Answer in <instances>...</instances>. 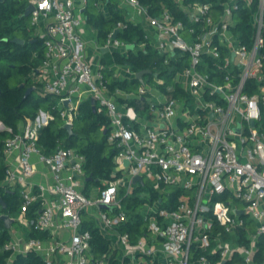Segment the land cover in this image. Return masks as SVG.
<instances>
[{"label": "built area", "instance_id": "1", "mask_svg": "<svg viewBox=\"0 0 264 264\" xmlns=\"http://www.w3.org/2000/svg\"><path fill=\"white\" fill-rule=\"evenodd\" d=\"M23 1L33 7L30 22L43 42L32 82L56 101L15 129L0 123L7 134L0 185L19 193L16 221L47 234L27 238L11 228L6 264L29 252L42 264H254L264 239V0H175L182 18L165 8L152 14L141 0H115L124 21L103 44L90 35L92 51L90 0ZM92 5L110 18L108 0ZM244 8L252 29L248 43L237 30ZM128 23L144 29L163 65L180 66L168 84L153 77L164 90L147 86L145 75L134 93L108 88L111 81L135 79L129 66L113 62L114 54L127 55L129 44L111 36ZM103 48L111 58L108 71L100 61ZM120 97L145 100L147 115L140 117ZM91 98L95 112L108 118L107 142L117 148L112 179L94 191L86 187L85 158L77 148L46 155L37 145L40 130L56 118L73 128L80 104ZM165 187L176 190L174 203ZM123 199L147 207L142 213L135 207L131 218ZM84 215L109 243L99 257L82 227ZM135 216L145 230L132 239L123 228Z\"/></svg>", "mask_w": 264, "mask_h": 264}, {"label": "trees", "instance_id": "2", "mask_svg": "<svg viewBox=\"0 0 264 264\" xmlns=\"http://www.w3.org/2000/svg\"><path fill=\"white\" fill-rule=\"evenodd\" d=\"M93 1V0H90ZM186 3H210L220 4L225 0H183ZM141 2L150 10V13L155 14L163 8L172 11L177 18H182L183 15L178 11V6L175 0H141ZM26 8V3L23 0H5L0 4V123L4 127L16 128L18 122L24 117H34L38 104L34 105L35 111L24 112V105L32 102V93L39 89L34 87L32 82V73L37 69L41 59V52H35V46L40 42L36 37H18L16 32L20 30V24L24 23L25 17L23 12ZM108 8L110 18H106L103 14H89L87 11V22L97 30V41L104 43L108 34L113 29L116 22L124 21L122 11L116 8L112 0H108ZM237 15L240 18L238 31L243 35L244 43L249 42L252 29L249 24L250 12L244 8L239 10ZM20 38L24 40L22 46L13 43L12 39ZM117 38L129 45L135 44L132 50L128 49L127 55L122 57L114 54L113 59L115 64L127 65L133 72L140 70H150L151 74L145 75L147 82L152 83L153 87H158L164 90L162 85L157 84L153 77L162 79L166 84L171 82L173 73L180 69L176 65H163L162 57L154 50L145 39V31L139 25L127 24L124 29L118 33ZM31 42V43H30ZM146 43L143 50L137 49L140 43ZM16 71L20 77L14 87L9 85V79L12 71ZM139 82L137 80H114L109 82L108 88L113 92L115 89L125 93L136 92ZM28 88H33L32 93L24 99L25 92ZM40 90V89H39ZM44 98L48 96L44 95ZM121 103L128 107L146 109V101L137 100L134 98H119ZM52 102L49 110L54 105ZM47 109V110H48ZM75 123L78 124L77 128ZM109 121L105 114L93 113L90 100H85L79 106L78 114L73 123V134L69 135L63 129L58 118L51 122L47 127L40 130L37 145L43 154L49 155L57 148H77L78 152L84 156L85 163L83 169L87 178L91 180L86 183L89 187H102L104 181L112 179L113 172V157L117 152V148L107 142ZM105 131V133H104ZM7 138L4 131H0V183L4 179L6 166L4 164L3 143ZM86 141L80 145L79 141ZM0 264H6L8 258L12 255L11 251H5L4 246L10 240V229H6L2 215H7L12 219L18 215L20 208V197L17 190H10L0 185ZM132 200V201H131ZM126 200L124 205L127 213L132 218L134 208L138 203L136 200ZM29 217L33 215L29 214ZM17 223V222H16ZM84 229H88L91 235L90 245L94 255L99 257L109 250V243L100 234L98 228L89 220H84ZM145 228L143 222L135 216V219L130 224H127L123 231H128L132 239L135 234H143ZM46 232H36L35 230L27 231V238H45ZM241 243V242H240ZM257 252L254 255V264H259L264 255V239L260 238L257 244ZM239 259L227 262L226 264H240ZM12 264H42L41 259L32 252L26 255L17 254Z\"/></svg>", "mask_w": 264, "mask_h": 264}, {"label": "rangeland", "instance_id": "3", "mask_svg": "<svg viewBox=\"0 0 264 264\" xmlns=\"http://www.w3.org/2000/svg\"><path fill=\"white\" fill-rule=\"evenodd\" d=\"M26 6H27V3H26ZM88 13L89 14H92V15H97V10L93 7L92 1L89 2ZM19 26H20V30L18 32H16V35L18 37H22L23 36L25 38L26 37H28V38H34L38 34V28L33 27L31 25V22H30V18L29 17L25 18L24 23L20 24ZM90 37L91 36L89 35L88 39L91 42V38ZM38 40H40V42L38 44H36L34 50H35L36 53L41 52V58H42V56H43V42H42L41 39H38ZM93 48H94L93 47V43L91 42V44L88 45V49H89V51H92ZM40 62H41V59H40ZM117 70L118 69H114V71H117ZM11 71H12V75H11V77L9 79V85L11 87H14L20 77L17 75L16 71H14V70H11ZM145 80H147V79L145 78ZM149 83L150 82H147L146 85L147 86L148 85L149 86H152V83H150V84ZM31 99H32L31 100L32 102L24 105V107L22 108V111H24V112H32V111H35L34 105L37 103L39 105L38 106L39 108L36 110L37 111L36 114H37L39 110L46 111L49 108V106L51 105V103L56 101V99L53 98V97H51V96H48V98H44V95L42 94V92L39 89H36L32 93ZM77 127H78V124L75 123V127L74 128H77ZM85 142L86 141H84V140L83 141L80 140L78 143L80 145H83ZM86 187H87V189H90L91 188L88 185ZM92 189H94V188H91L90 190H92ZM144 189H145V191H147L148 190L147 189V186ZM168 193L171 194V196H172V202L174 203V201H176V195H177L176 190L174 188H172V187H165L164 188V194H168ZM239 206L241 207L240 204H239ZM146 207L147 206H144V205H141L140 204L137 207V211H139V212L142 213V212H144V210H145ZM83 219L84 220H88L89 217L87 215H84L83 216ZM246 219H247V217H246ZM12 228L15 229V230H17L18 232H21L22 231L21 230V226L18 225V223H16V222L12 223Z\"/></svg>", "mask_w": 264, "mask_h": 264}, {"label": "water", "instance_id": "4", "mask_svg": "<svg viewBox=\"0 0 264 264\" xmlns=\"http://www.w3.org/2000/svg\"><path fill=\"white\" fill-rule=\"evenodd\" d=\"M5 0H0V4L4 3ZM33 7L31 5H27L24 12H23V17L27 18L29 17V14L30 12L32 11ZM113 39H116L117 37V31H114L112 36H111ZM12 42L13 43H16L20 46H22L24 44V40L20 39V38H14L12 39ZM31 43V42H30ZM135 47V44H131V45H128L127 46V49L129 50H132L133 48ZM106 49L103 48L102 49V52H105ZM151 74V71L146 69V70H140L138 72L135 73V79L140 83L142 84L143 83V76L144 75H149ZM33 91V88H28L25 92V95H24V99H26ZM90 103H91V106H92V112L95 113V100L93 98L90 99ZM63 129L66 130V132L69 134V135H72L73 134V128H72V125L70 124H66L63 126ZM105 133V131H104ZM127 165V162L125 163ZM91 179L90 178H87L86 181H90ZM134 181H139V182H142L141 178L140 177H137L134 179ZM1 199H0V203H1ZM99 208L100 209H104V210H109L111 211L112 208L108 205H105V204H100L99 205ZM240 214H242V212H239ZM1 220L3 221L4 223V226L6 229H9L10 228V225L12 223H14V220L12 218H10L9 216L7 215H2L1 216ZM222 264H225V262H222Z\"/></svg>", "mask_w": 264, "mask_h": 264}, {"label": "crops", "instance_id": "5", "mask_svg": "<svg viewBox=\"0 0 264 264\" xmlns=\"http://www.w3.org/2000/svg\"><path fill=\"white\" fill-rule=\"evenodd\" d=\"M114 3H115V0H112ZM89 24V23H88ZM89 26H91L90 24H89ZM91 28L93 29V31H91V32H87V34H88V36L89 35H92V34H94V35H96V37H97V30L94 28V27H92L91 26ZM35 37H37L38 38V36L36 35ZM39 39V38H38ZM97 39V38H96ZM97 43L98 44H103V43H99L98 41H97ZM94 47V46H93ZM137 49H140L139 48V46L137 45ZM107 53V50L105 51V52H102V57L100 58L101 60V63H102V65L104 66V70H106V71H108L109 70V65H111V58L109 57V55H107L106 54ZM91 55V54H90ZM113 62H114V60H113ZM115 63V62H114ZM108 76H112V72H108ZM122 104H124V103H122ZM136 110H138V114H139V116L140 117H145L146 115H147V113H146V111H141V109L139 108V109H136ZM86 179H87V177H86ZM86 183H88V181H86ZM92 188V187H91ZM90 188V189H91ZM97 187H94V189H92L91 191H93V190H95ZM90 189H88V190H90ZM14 220V222H17L16 221V217H15V219H13ZM18 223V222H17ZM18 225H20L19 223H18ZM21 226V225H20ZM11 228H12V224L10 225V230H11ZM13 229V228H12ZM15 230V229H14ZM21 233H24V234H26V230L21 226ZM17 231V230H16Z\"/></svg>", "mask_w": 264, "mask_h": 264}]
</instances>
